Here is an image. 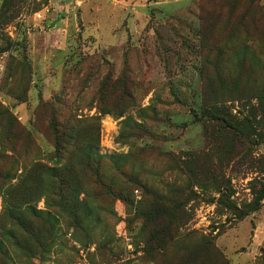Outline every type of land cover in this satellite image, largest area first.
Returning <instances> with one entry per match:
<instances>
[{
  "label": "rangeland",
  "instance_id": "374dc122",
  "mask_svg": "<svg viewBox=\"0 0 264 264\" xmlns=\"http://www.w3.org/2000/svg\"><path fill=\"white\" fill-rule=\"evenodd\" d=\"M261 94L264 0H0V153L22 127L24 168L62 162L51 118L70 117L130 189L83 190L87 232H15L0 264H264Z\"/></svg>",
  "mask_w": 264,
  "mask_h": 264
},
{
  "label": "trees",
  "instance_id": "16d2710c",
  "mask_svg": "<svg viewBox=\"0 0 264 264\" xmlns=\"http://www.w3.org/2000/svg\"><path fill=\"white\" fill-rule=\"evenodd\" d=\"M249 96L245 99L262 98ZM204 105L217 103L203 97ZM217 100V99H216ZM203 101V100H202ZM54 113V112H52ZM204 115L212 119L223 121L227 127L236 130L234 125L220 115L222 112L215 105L211 109H204ZM51 123L54 126V154L62 162L47 165L43 162H34L28 168L19 163L20 154L26 155L33 139L26 128L20 127L23 137H20L19 148L13 145L9 153H0V195L2 209L0 211V241L5 238H14L15 232L24 234L40 244V237L45 234L48 238L57 228L60 221L73 230L87 232V218L91 215L84 210L85 202L79 195L85 193L95 199H101L106 194L121 200H126L130 189L126 185V175L116 169L122 178L120 183L114 178L106 179L103 172L104 156L96 152L98 133L92 130L85 132L86 140L80 138L78 122L70 117L57 118L52 114ZM237 131V130H236ZM22 152V153H19ZM8 166L7 169L4 167ZM21 170V172H18ZM13 181L14 179H16ZM126 180L123 184V180ZM91 188L92 192L89 190ZM90 191V193H89ZM262 193L255 200L257 209ZM44 200V210L37 208L40 199ZM152 239V238H151ZM151 239L147 242L149 245ZM164 237L157 239L164 241ZM0 246L3 244L0 242ZM151 247V246H150ZM157 247V244H156ZM29 249L33 250L32 247ZM149 253V252H148Z\"/></svg>",
  "mask_w": 264,
  "mask_h": 264
},
{
  "label": "built area",
  "instance_id": "2783aa9c",
  "mask_svg": "<svg viewBox=\"0 0 264 264\" xmlns=\"http://www.w3.org/2000/svg\"><path fill=\"white\" fill-rule=\"evenodd\" d=\"M36 17H37V18H41V14H40V13H37V14H36Z\"/></svg>",
  "mask_w": 264,
  "mask_h": 264
}]
</instances>
